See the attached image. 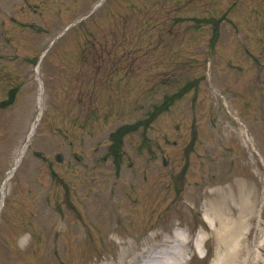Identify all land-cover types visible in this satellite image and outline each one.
I'll return each mask as SVG.
<instances>
[{"label":"rangeland","instance_id":"1","mask_svg":"<svg viewBox=\"0 0 264 264\" xmlns=\"http://www.w3.org/2000/svg\"><path fill=\"white\" fill-rule=\"evenodd\" d=\"M100 1L0 0V264H264V0Z\"/></svg>","mask_w":264,"mask_h":264},{"label":"bare ground","instance_id":"2","mask_svg":"<svg viewBox=\"0 0 264 264\" xmlns=\"http://www.w3.org/2000/svg\"><path fill=\"white\" fill-rule=\"evenodd\" d=\"M42 91H43V87H41V91H40V95L42 94ZM40 105H41V99H40ZM40 114H41V112H40ZM36 125H37V122H36ZM34 128H36V126H33ZM33 135H34V131L32 130L31 131V133H30V135H29V139L30 138H32L33 137ZM25 148H24V150L21 152V154H20V156H19V158L17 159V161H16V166H15V168L20 164V162H21V160H22V158H23V155H24V153H25ZM15 168L13 169V170H11L10 171V174H9V178H11V176L14 174V171H15ZM8 178V179H9ZM5 190V189H4ZM3 202V201H2ZM2 202H1V204H0V208H1V206H2ZM207 221H209L208 219H207ZM230 225H227V224H225V223H223V222H220V229L221 230H223L224 232H223V235H225V236H231L232 235V232H231V230L233 229V228H231V227H229ZM163 246H165V245H162V247ZM153 249H151V251H152ZM151 251H149L148 252V255L151 253ZM161 252V250L158 252V253H160ZM157 253V254H158ZM152 254V253H151ZM150 254V255H151ZM148 255H146V258H148ZM144 258V256H141L140 258H138V259H134V260H131L128 264H139V263H141L142 262V264H144L145 263V258Z\"/></svg>","mask_w":264,"mask_h":264},{"label":"trees","instance_id":"3","mask_svg":"<svg viewBox=\"0 0 264 264\" xmlns=\"http://www.w3.org/2000/svg\"><path fill=\"white\" fill-rule=\"evenodd\" d=\"M167 104H168V103H167ZM137 127H138V126L136 125V127H135L134 129H136ZM126 132H127V130H126ZM126 132H125V133H126Z\"/></svg>","mask_w":264,"mask_h":264}]
</instances>
